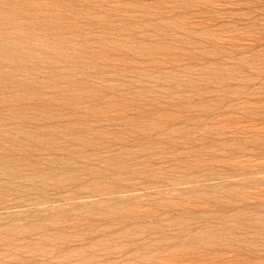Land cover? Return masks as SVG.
<instances>
[{
	"label": "rangeland",
	"instance_id": "1",
	"mask_svg": "<svg viewBox=\"0 0 264 264\" xmlns=\"http://www.w3.org/2000/svg\"><path fill=\"white\" fill-rule=\"evenodd\" d=\"M0 264H264V0H0Z\"/></svg>",
	"mask_w": 264,
	"mask_h": 264
}]
</instances>
